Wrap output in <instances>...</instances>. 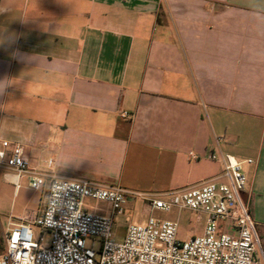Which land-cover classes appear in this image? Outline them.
Returning <instances> with one entry per match:
<instances>
[{
	"label": "crops",
	"instance_id": "1",
	"mask_svg": "<svg viewBox=\"0 0 264 264\" xmlns=\"http://www.w3.org/2000/svg\"><path fill=\"white\" fill-rule=\"evenodd\" d=\"M0 137L42 210L54 177L168 197L220 175L212 154L253 159L264 228V0H0ZM1 209L0 252L29 215Z\"/></svg>",
	"mask_w": 264,
	"mask_h": 264
},
{
	"label": "built area",
	"instance_id": "2",
	"mask_svg": "<svg viewBox=\"0 0 264 264\" xmlns=\"http://www.w3.org/2000/svg\"><path fill=\"white\" fill-rule=\"evenodd\" d=\"M122 117L130 114L123 112ZM210 158L221 160L220 175L168 197L135 193L121 186H99L90 180L52 178L41 214L9 222L0 264H264L258 226L250 202L244 198L250 193L244 165L255 161H241L230 154H212ZM0 169L16 188L26 176L35 191L45 185V175L31 170L23 146L2 137ZM134 197L145 201L151 215L146 223L129 224L124 241L117 242L115 216L123 214L125 204ZM89 199L105 202L107 210L89 206ZM174 210L205 216L203 233L182 240L178 221L152 215ZM35 226L42 232L38 239ZM45 231L51 234L48 242ZM89 238L99 239L100 248L88 247Z\"/></svg>",
	"mask_w": 264,
	"mask_h": 264
},
{
	"label": "rangeland",
	"instance_id": "3",
	"mask_svg": "<svg viewBox=\"0 0 264 264\" xmlns=\"http://www.w3.org/2000/svg\"><path fill=\"white\" fill-rule=\"evenodd\" d=\"M253 165L246 166L244 173L247 177V192H251L253 184V174H252ZM247 172V173H246ZM94 184L99 186H110L105 183H98L92 181ZM46 183L41 190H33L26 179H22L21 185L19 188H16L11 183L3 180L0 176V202L1 210L4 219L6 220L9 215L17 217L19 215L29 214L36 216L41 214L43 203L47 196L46 194ZM89 206L97 210H107V204L105 202L97 200H87L86 202ZM151 213L148 210V207L144 200L141 198H132L124 206V213L121 215H116L114 219L113 233L114 239L117 242H123L126 236L127 227L129 224H143L146 223ZM152 215L161 220H174L179 222V238L185 240L189 237L199 236L203 233L205 216L198 214L193 211L183 210L178 211L174 210L170 213H164L156 211ZM259 231V237L261 241V246L264 250V228L257 227ZM34 233L36 239L41 235V229L34 227ZM51 234L49 231H45L44 238L48 242L50 240ZM88 247L94 245L95 249H99L101 242L97 238H89L86 241Z\"/></svg>",
	"mask_w": 264,
	"mask_h": 264
},
{
	"label": "trees",
	"instance_id": "4",
	"mask_svg": "<svg viewBox=\"0 0 264 264\" xmlns=\"http://www.w3.org/2000/svg\"><path fill=\"white\" fill-rule=\"evenodd\" d=\"M258 233H259V231H258ZM263 236H264V233H263Z\"/></svg>",
	"mask_w": 264,
	"mask_h": 264
}]
</instances>
